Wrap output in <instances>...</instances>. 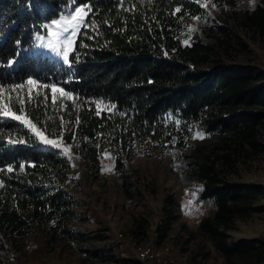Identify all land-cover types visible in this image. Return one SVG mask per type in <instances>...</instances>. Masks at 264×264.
<instances>
[{
    "label": "trees",
    "instance_id": "obj_1",
    "mask_svg": "<svg viewBox=\"0 0 264 264\" xmlns=\"http://www.w3.org/2000/svg\"><path fill=\"white\" fill-rule=\"evenodd\" d=\"M76 7L86 17L71 66L33 53L35 34ZM203 11L197 0H0V107L18 115L22 109L43 138L60 144L43 146L29 126L0 117V264H9V254L23 251L34 235L49 249L102 257L90 247V233L74 223L79 200L63 148L80 155L97 180L105 153L123 172L138 144L183 148L199 132L223 150L256 145L264 71L211 66V42L185 43L186 21ZM247 21L264 33V4ZM223 158L231 161L229 154ZM197 175L200 199L216 204L200 231L231 264L262 262L264 238L228 242V230L248 209L250 187L222 182L214 162Z\"/></svg>",
    "mask_w": 264,
    "mask_h": 264
},
{
    "label": "rangeland",
    "instance_id": "obj_2",
    "mask_svg": "<svg viewBox=\"0 0 264 264\" xmlns=\"http://www.w3.org/2000/svg\"><path fill=\"white\" fill-rule=\"evenodd\" d=\"M197 2L206 6H202L201 15L186 21L184 40L202 37L211 42V66L250 65L264 71V33L247 21V15L264 0H255L254 4L250 0ZM81 15L82 19L69 25L76 27V35L70 37V54L85 21L86 13ZM47 35L44 27L35 34L32 52L63 62L40 46L38 37ZM198 134L183 148L166 150L138 144L134 155L125 159L123 172L117 171V163L109 153L104 154L97 180L80 155L63 148L62 153L72 165L71 188L79 200L74 223L90 233V247L102 257L95 259L64 247L49 249L40 235H34L23 251L9 254V264H231L200 231L202 220L214 215L216 204L213 199H200L203 182L197 171L201 165L214 162L222 182L250 187L248 209L228 230V242L264 238V124L255 146L233 143L231 149L223 150L206 135L200 138ZM38 136L43 146H60L56 140L49 144V139ZM226 154L231 156L230 162L223 158ZM144 247L152 248L158 256L143 260L140 253ZM256 264H264V259Z\"/></svg>",
    "mask_w": 264,
    "mask_h": 264
},
{
    "label": "snow or ice",
    "instance_id": "obj_3",
    "mask_svg": "<svg viewBox=\"0 0 264 264\" xmlns=\"http://www.w3.org/2000/svg\"><path fill=\"white\" fill-rule=\"evenodd\" d=\"M251 3H255V0H250ZM206 6V5H202ZM213 7H216L215 4H213ZM83 9L80 7H76L74 9V13L70 17H61L58 20L51 21L50 24H45L43 27L47 30V38L44 36H39L38 39L40 40V46L46 47L50 51L54 52L57 56L61 57L63 62L65 64H68L69 67L71 66L69 56H70V49L72 48L73 41L70 39V37H74L76 35V27L75 26H69L71 22L77 21L78 19H82V13ZM177 12L180 11V9H176ZM194 19H199V17H195ZM53 28H56V31H52ZM193 31L192 28H189V32ZM187 43V41L185 42ZM10 65L12 63H15V61L9 62ZM29 85L35 84L36 81L29 79L27 81ZM19 87H23V85H20ZM15 90V89H13ZM53 91H57L55 86H53ZM60 91H63L62 89ZM21 114L18 115L16 112L11 111L8 105H5L4 107H0V117L3 118H10L12 120L20 121L22 124H25L26 126H29L30 129L34 132L36 135H41V133L36 130V126L34 124H31L30 121H28L25 117H23L22 109L20 110ZM200 138H203L201 134H198ZM20 143H23V141H19ZM49 144L54 143L53 141L49 140L47 141ZM105 155H109L108 153H105ZM23 168V166H21ZM106 171H110L111 169H105ZM8 171H12L11 168L8 169Z\"/></svg>",
    "mask_w": 264,
    "mask_h": 264
},
{
    "label": "bare ground",
    "instance_id": "obj_4",
    "mask_svg": "<svg viewBox=\"0 0 264 264\" xmlns=\"http://www.w3.org/2000/svg\"><path fill=\"white\" fill-rule=\"evenodd\" d=\"M158 255L153 251L150 247H144L140 253V257L144 260L145 257H153L156 258ZM152 262V261H151Z\"/></svg>",
    "mask_w": 264,
    "mask_h": 264
},
{
    "label": "built area",
    "instance_id": "obj_5",
    "mask_svg": "<svg viewBox=\"0 0 264 264\" xmlns=\"http://www.w3.org/2000/svg\"><path fill=\"white\" fill-rule=\"evenodd\" d=\"M155 258L153 257H145V260H154Z\"/></svg>",
    "mask_w": 264,
    "mask_h": 264
}]
</instances>
